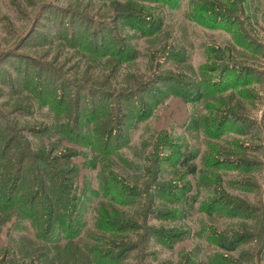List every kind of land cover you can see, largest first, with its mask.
<instances>
[{
	"label": "rangeland",
	"instance_id": "374dc122",
	"mask_svg": "<svg viewBox=\"0 0 264 264\" xmlns=\"http://www.w3.org/2000/svg\"><path fill=\"white\" fill-rule=\"evenodd\" d=\"M101 247L264 264V0H0V264Z\"/></svg>",
	"mask_w": 264,
	"mask_h": 264
},
{
	"label": "trees",
	"instance_id": "16d2710c",
	"mask_svg": "<svg viewBox=\"0 0 264 264\" xmlns=\"http://www.w3.org/2000/svg\"><path fill=\"white\" fill-rule=\"evenodd\" d=\"M218 16H222V20H227V18H228V15H226L225 13H218ZM217 18V17H216ZM38 157H40V156H38ZM9 180H12V179H10V178H7L6 180H5V183L3 184V188H4V193H6V196H7V198H9V195H11L13 192H14V190H16V184H17V182L20 180V177L18 176L17 178H16V182H14L11 186H8L7 184H6V182L7 181H9ZM66 199H68V198H66ZM31 201H33V199H32V197H31ZM21 203H23V204H20L19 205V211L22 213V214H25V212H30V211H32L33 210V207H27V205H29V202H27V200L26 199H22L21 200ZM58 208H60V205H58L57 207H56V205L54 204L53 206H51L50 207V209H49V217H50V215H52V214H54V212H55V209H58ZM132 222V221H131ZM106 223H107V225H106V230L109 232V231H117L118 229H116L117 228V224H116V222L115 221H112V220H108V221H106ZM129 224V223H128ZM129 227L130 228H133L134 227V225H130L129 224ZM109 250L108 249H102V247L101 248H99V249H96V253H95V259H94V261L97 263V264H103L102 262H105L106 264H108V262L109 261H105V260H108V259H104V258H108V256H109ZM104 263V264H105ZM80 264H89V262L87 261V259H85V258H83V260H82V262L80 263Z\"/></svg>",
	"mask_w": 264,
	"mask_h": 264
}]
</instances>
